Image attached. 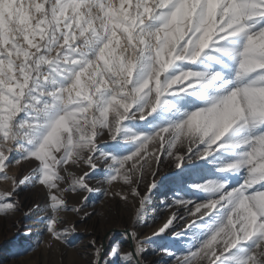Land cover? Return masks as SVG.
<instances>
[{"label":"snow or ice","instance_id":"1","mask_svg":"<svg viewBox=\"0 0 264 264\" xmlns=\"http://www.w3.org/2000/svg\"><path fill=\"white\" fill-rule=\"evenodd\" d=\"M187 97L195 99L180 107ZM173 109L150 134L128 125ZM111 142L135 148L117 155L105 147ZM16 145L15 163L37 166L0 193V212L15 211L8 198L20 185L38 183L55 241L75 231L58 229L60 212L87 217L65 194L95 191L87 178L101 162L108 184L130 186L116 195L138 198L139 215L158 187L161 157H171L177 169L214 163L217 177L192 185L206 201L175 199L186 214L173 213L153 236L179 238L215 222L183 255L159 251L177 264H264V0H0L3 179ZM81 162L90 171L75 176L69 169ZM127 235L136 246L121 260L141 264L143 244ZM91 243L94 264H103V245Z\"/></svg>","mask_w":264,"mask_h":264},{"label":"rangeland","instance_id":"2","mask_svg":"<svg viewBox=\"0 0 264 264\" xmlns=\"http://www.w3.org/2000/svg\"><path fill=\"white\" fill-rule=\"evenodd\" d=\"M194 99L187 97L184 101H180L179 105L189 107ZM174 111V109L161 110L148 121H132L128 122V125L134 132L150 134L155 131V127L166 124ZM186 146V143L178 144L177 148L183 153ZM105 147L116 151L117 155H125L134 150L135 145L128 142L117 146L115 142H111ZM21 151L19 145L14 146V151L9 157L12 164L5 169L9 178L3 179L4 173H0V193L13 191V180H22L25 175H31L37 166L35 162L29 163L24 160L16 164L15 159H19ZM161 159L164 163L156 176L158 187L153 190L150 200L139 215L137 214L138 198L130 197L125 201L116 195L120 192H129L130 186L123 184L122 181L108 184L105 180L107 165L101 162L99 171L90 173L87 178L89 185L94 187L95 191L65 194L70 206L79 207L83 204L84 212L87 213V217L83 213L58 214L60 218L58 229L64 230L75 226V231L67 235V242L55 241L47 231V219L54 215L49 207L47 189L38 183L20 185L14 195L8 198L16 203L15 211L0 212V264H94L95 249L91 243L93 240L98 242V246L103 245V264H123L121 255L134 251L136 241L126 232L110 233L115 228L130 229L131 232L136 233L137 239L142 242L144 248L140 258L141 264H177L173 256L165 255L159 249L167 247L177 255H183L188 244H197L207 237L215 218L209 220L207 224L201 222L200 227L179 238L175 233L167 234L162 238L155 237L153 232L157 231L173 213L186 214L182 206L174 205L175 199L184 198L202 202L209 198V194L198 191L192 185L215 179L216 164L205 166L202 161L194 160L192 164L177 169L173 158L161 157ZM69 171L75 176H80L90 170L81 162L80 165L72 166ZM61 174L66 175L63 172ZM145 176L147 181L150 178L147 169ZM140 191L144 193L145 185H141ZM85 196L86 201H84ZM2 202L4 201H0ZM180 231L181 228L177 226L175 232ZM193 236L196 237L195 240L192 239ZM114 248H120L121 254L113 256ZM198 264H207V261L202 260Z\"/></svg>","mask_w":264,"mask_h":264},{"label":"water","instance_id":"3","mask_svg":"<svg viewBox=\"0 0 264 264\" xmlns=\"http://www.w3.org/2000/svg\"><path fill=\"white\" fill-rule=\"evenodd\" d=\"M113 232H126V233H130L131 232V230L130 229H119V228H115V229H113L110 233H113ZM109 233V234H110ZM104 242H105V240H104Z\"/></svg>","mask_w":264,"mask_h":264},{"label":"bare ground","instance_id":"4","mask_svg":"<svg viewBox=\"0 0 264 264\" xmlns=\"http://www.w3.org/2000/svg\"><path fill=\"white\" fill-rule=\"evenodd\" d=\"M141 257H142V255H141ZM141 257H140V258H141Z\"/></svg>","mask_w":264,"mask_h":264}]
</instances>
